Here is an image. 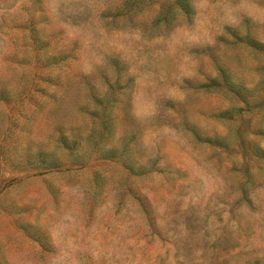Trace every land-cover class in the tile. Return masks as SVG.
I'll return each instance as SVG.
<instances>
[{
	"label": "rangeland",
	"instance_id": "374dc122",
	"mask_svg": "<svg viewBox=\"0 0 264 264\" xmlns=\"http://www.w3.org/2000/svg\"><path fill=\"white\" fill-rule=\"evenodd\" d=\"M0 264H264V0H0Z\"/></svg>",
	"mask_w": 264,
	"mask_h": 264
}]
</instances>
